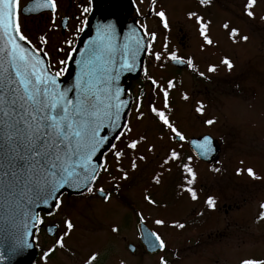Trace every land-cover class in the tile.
<instances>
[{"label": "rangeland", "instance_id": "374dc122", "mask_svg": "<svg viewBox=\"0 0 264 264\" xmlns=\"http://www.w3.org/2000/svg\"><path fill=\"white\" fill-rule=\"evenodd\" d=\"M243 2L212 0L211 6L201 7L197 0H160L158 7L167 12L168 28L159 24L158 18L151 24L157 34L168 30V34L178 37L179 26L192 29L189 33L194 34L199 26L190 23L192 20L186 15L195 11L210 21L209 34L217 39L216 51L206 48L199 53L194 50L193 54L196 70L205 71L217 83L213 99L204 96L205 90L195 84L194 76L184 72L177 82L189 97L180 101L177 95L180 90L175 91L176 100L171 108L175 124L184 134L208 133L222 144V151L212 165L191 162L197 172L194 187L198 199L192 200L187 192L181 191L184 181L182 176L179 178L177 162L161 167L165 153L160 136L165 133L166 137L167 130L153 123L151 128L147 127L146 135L155 141L151 143L155 153L146 151V140L139 145L138 152L129 150L121 160V167L128 172L127 180L121 179L113 160L110 171L99 177V188L112 191L109 201L95 195L62 199L52 219L59 223V234L65 229V218L73 221L66 248H57L45 259L44 253L55 240L43 236V253L35 259V264H83L92 251L100 253L93 264H119L121 259L126 264H157L161 254L169 259V264H240L244 258L264 259V219H256L261 211L259 205L264 202V179L253 180L244 172L236 173L237 168L251 167L264 177V20L260 19L264 0H257L255 19L243 14ZM225 21L229 23L228 29L222 27ZM232 27L239 29L234 39L229 36ZM241 36L248 39L242 40ZM225 57L232 62L231 69L222 63ZM210 65L215 66L212 72L208 71ZM198 101L204 105L202 112L196 111ZM146 118L138 123L143 124ZM213 118L217 122L205 123ZM141 154H145L146 160L138 159ZM133 156L137 158L135 170L131 168ZM187 156L191 155L184 158ZM157 173H162L159 184L152 180ZM111 178L115 191L107 182ZM146 191L157 201L155 205L144 200ZM208 196L215 198L214 208L205 203ZM228 205L230 209L225 213ZM137 212L143 213V221ZM156 219L165 220V224L156 225ZM173 221L184 227L173 226ZM140 222L166 241L163 253L145 250L139 238ZM113 225L118 228L115 233L111 231ZM128 244L134 246L133 251L128 249Z\"/></svg>", "mask_w": 264, "mask_h": 264}, {"label": "snow or ice", "instance_id": "6c2138e0", "mask_svg": "<svg viewBox=\"0 0 264 264\" xmlns=\"http://www.w3.org/2000/svg\"><path fill=\"white\" fill-rule=\"evenodd\" d=\"M154 2V0H153ZM200 6H210L212 0H198ZM257 0H244L242 12L249 18L255 19L254 11ZM40 8L49 9L52 13V20L55 21L57 0H40ZM37 9L28 5L22 6L20 0H0V192L5 195L6 201L12 206L14 220L16 216H22L26 221L35 220L32 227L37 223H42V219L36 214L33 206L36 204H48L50 201L59 210L62 201L60 196L65 186L73 189L83 190L87 193L99 192L105 201H109L111 193L106 192L101 186L95 188L94 184L98 180L101 172H109L108 161L97 162L96 154L103 153L105 149L111 151L115 158L116 170L121 174L122 180L128 179V172L121 167V160L125 156V150L136 152L139 145L146 142L145 135H138L136 138L129 137L133 131L128 121L118 123L121 111L130 103L120 98L121 90L117 86L115 89L112 83L119 79L120 71L133 69L135 66V53L131 55V62L126 56L119 69H106L104 78H99L92 69V61H84L87 67L77 75L73 91L77 92L74 98H69V89H63L59 84L58 77L66 70L67 62L73 58L76 49L72 46V39H65L62 43L67 46L68 51L65 59L57 60L60 65L59 71L54 70V66L47 61L49 53L44 50L48 43L45 34L36 37L40 47L32 44V40L23 33L19 22L21 12H35ZM89 8H84L83 12H88ZM163 23L164 28H168L166 12L163 8L155 13ZM189 18H195L199 25V32L206 44L213 41L208 35V25L203 16L195 11L187 13ZM264 20V15L260 17ZM229 28L227 21L222 25ZM77 27L76 31H82ZM239 35V29L232 27L229 31L230 38ZM144 36L150 37L149 42L144 45L138 40L137 47L143 46L145 50L151 48V41L156 38L155 32H148L144 29ZM242 40H247V36H241ZM58 53L64 52V48H57ZM157 61L161 60L159 52L150 53ZM168 58L179 64H185L187 68L196 71L191 57L187 59L177 55L176 52L168 53ZM229 69L232 62L225 57L222 60ZM163 66V65H161ZM215 70L214 65H210L209 72ZM201 77L204 72L198 73ZM151 84L163 94V106L157 107L155 102H149L148 111L155 117L162 129L167 130L169 141H184V133L176 126L170 118L169 92L175 88L174 78L167 81V86L158 84L157 80L148 76ZM103 100L107 103H103ZM182 98L187 100V93L182 94ZM143 94L136 100V119L142 120L145 116L142 110ZM197 112L203 111V103L198 101ZM206 124H213V119L205 121ZM111 127L114 132L112 138L102 133V129ZM124 140V148H118L111 142L112 139ZM165 139L162 133L160 140ZM204 143H198V150L201 155L210 152V137L203 138ZM110 146V147H109ZM164 147V145H161ZM146 151L155 153V146L147 144ZM139 160H146L145 154L138 157ZM192 157L187 156L182 159L180 151L175 147L167 146V151L161 160V167L172 162H179L182 169L183 184L181 191L187 192L192 200L198 199L196 188L194 187L197 172L192 167ZM131 168L137 169V158L133 156ZM171 170L170 168L168 169ZM213 168V171H219ZM242 172L253 180H261L256 171L251 168H237L236 173ZM162 173H157L152 177L154 183L161 182ZM117 187H119L117 185ZM144 200L151 205L157 201L151 195H144ZM205 203L209 208L215 207V198L208 196ZM261 211L256 217L257 220L264 219V202L259 205ZM141 221L144 220L142 212H137ZM65 229L56 237L51 247L44 253L46 259L50 253H54L57 248H66V238L70 236L74 224L70 218H65ZM156 225H164L165 220L156 219ZM173 226L183 228L184 225L178 221H173ZM51 231V229H49ZM112 232H117L118 228L113 225ZM30 231L25 224L23 231L12 236L13 243L9 252H15L22 247L29 246L27 237ZM143 235V233H141ZM149 246L153 251L163 253L167 248L166 241L158 232H151ZM98 251H92L83 264H93L99 258ZM5 257L0 254V260ZM119 264H126L121 259ZM157 264H169V259L161 254L157 257ZM240 264H264V259L244 258Z\"/></svg>", "mask_w": 264, "mask_h": 264}, {"label": "flooded vegetation", "instance_id": "af4514ba", "mask_svg": "<svg viewBox=\"0 0 264 264\" xmlns=\"http://www.w3.org/2000/svg\"><path fill=\"white\" fill-rule=\"evenodd\" d=\"M121 1L122 0H57L55 21L53 22L52 20L53 13L49 9L40 8L39 7L40 0H20V4L22 6L28 5L33 8H36L37 10L35 12H29V13L21 12L20 17H19V22H20L21 30L23 31V33L32 40V44L35 45L37 48L40 47V44L38 43L36 37L39 36L40 34H45L47 36L48 43L47 45L44 46V50L49 53L47 61L50 62L54 66V70L59 71L61 66L56 64V61L65 59L66 53L68 51L67 46H65L62 42L65 39H72L73 41L72 46L76 49L78 40L81 38L82 35H84L87 32L88 23L94 11L97 9L112 8L114 5H116L117 3ZM129 1L130 2L125 5L122 11L123 18L130 20V21H134L140 26V28L143 31L146 28L147 31L150 33L151 32L156 33V31L151 28L153 19L158 18L160 21L159 24L163 26V23L161 22L160 18L155 15V13L160 10V8L158 7L160 0H154V2L153 0H129ZM201 7H206V6H201ZM84 8H89V11L83 12ZM262 15H264V11L262 12ZM186 16L187 18H189L188 15ZM166 17H167V12H166ZM203 18L206 20L205 17ZM193 19L194 18H190V20H192L190 23L197 24L196 20H193ZM78 26L81 27L83 30L77 32L76 29ZM162 26H160V28ZM209 26L210 25H208V35L213 41V43L210 45L204 42L201 35L200 36L198 35L199 29L198 31H196V33L191 34L189 33V31L192 29L187 28V30H185L182 26H179L178 32H180V35L178 37L173 34H168V30L164 32L161 31L162 34L156 33L155 40L151 41V48L146 50V53L143 59L142 73L138 76H133L131 73H127L125 75L123 79V84L126 87V95L130 97V107H129V111H128L125 121H128L131 124V127H133L132 125H134L135 127V132L130 133L129 137L136 138L138 135H145L147 137L148 143H155V141L150 136L146 135V132H147V127H149V125L151 128L153 123H155L156 125L157 124L159 125V123L156 121L155 117H153L149 113L148 104L149 102H155L157 107H162L163 106V94L151 84V82L148 80V76L153 77L154 79L157 80L158 84L163 85L165 87L167 86V81L169 79L174 78V82L176 86L175 88L171 89L169 92L170 111L168 112V115L173 121H174V118H173L174 115L171 113L172 112L171 108H173V104H175V100H176L175 91L180 90L179 93H177L178 98L180 101H185V99L182 98V94L186 93L185 92L186 89L185 88L182 89L181 87L182 84L177 82L179 80L180 75H183L184 72L194 76L195 81H197L195 84L202 86L203 90H205L206 94H203L204 96H208V99L210 100L213 99L214 97L213 94L216 93L217 83L213 82L214 80L210 76H207L205 71L203 70L201 71L200 68H197L196 71H193L192 69L187 68L185 64H179L168 58V53L173 52V51L176 52L177 55L181 56L184 59L191 57L192 60L194 59L193 57L194 50L198 53L201 52L200 50H203V49L205 50L206 48H209L211 51L212 49L216 51L217 39L214 35L209 34ZM145 38L147 40V43L151 39L150 37H146V36ZM199 38H202L201 42L198 41ZM61 47L64 48L65 51L58 53L56 49L61 48ZM155 52H159L161 54L160 61H157L154 58V56L150 54V53H155ZM70 61L71 60L67 62L66 70L60 76L65 74ZM213 64L216 66V63H213ZM199 72H204L205 75L201 77L198 74ZM210 91H212L211 94H210ZM141 94H143L142 110L144 111L145 116H147L148 118V119L146 118L147 120H144L143 124L138 123L139 120L136 119V100L138 97L141 96ZM203 108H204V105H203ZM214 122H217L216 118ZM176 126L181 130L179 125H176ZM138 127H139V132L137 131ZM184 127H187V126H184ZM184 135L186 137L184 141H169L166 136L165 139L163 140V143L165 145L162 149L163 152L166 153L167 146H172V147H175L178 151H180L182 159L185 157V155H191V157L193 158L192 160L194 161L196 160L197 162L199 161L202 162V160L198 159L194 155V152L191 149L189 142L193 138H198V137L205 135V133L198 134V135H193L192 133H189V135L187 134H184ZM129 137H124L122 138L121 141H116L114 139L113 144H116L118 148H124L125 145L123 141L127 140ZM214 140L219 145V154H220L222 151V144L219 142L218 139L214 138ZM125 152L127 154L129 150L126 149ZM130 152L132 153L131 150ZM104 160L108 161V166L111 165L112 160L115 161V158L113 154L111 153V151L107 150L104 153L102 161ZM213 162L207 163V164L212 165ZM175 166H177L176 168L179 172V178H181V176L183 177L184 173L182 169H180L179 167V162H177ZM104 173L105 172H101L99 177H101V175H103ZM150 176L151 175H148L149 178ZM113 179L114 178H111L107 182L109 185H111L113 191H115L116 185L112 184L114 181ZM98 182L99 180H97L94 184V187L97 189L99 188ZM104 190L112 194V191L110 190V188H107ZM87 195L88 196L95 195L101 200H104L103 196L99 195L98 192H93V193L83 192L81 194L63 193L60 196V199L62 201V199L68 198V197L70 198L82 197L83 198L84 196H87ZM229 209H230V205L227 206L225 213L228 212ZM53 217H54L53 212L48 214L42 211L40 213V218L42 219V223H38V228L36 232V245L38 248V254H37L36 260L41 255V253H43L42 243L44 241L43 239H45L43 238V236L46 238L48 237L49 240H55L56 237L59 235L60 226L57 220L52 219ZM48 226H55V230L53 234L48 233L47 231ZM128 249H129V246H128ZM36 260L32 264H35Z\"/></svg>", "mask_w": 264, "mask_h": 264}, {"label": "water", "instance_id": "95a60500", "mask_svg": "<svg viewBox=\"0 0 264 264\" xmlns=\"http://www.w3.org/2000/svg\"><path fill=\"white\" fill-rule=\"evenodd\" d=\"M129 0H122L121 2L114 5L109 9H97L94 11L89 23L87 32L81 36L77 42L76 51L73 54L67 71L64 75L58 77L59 84L63 89H69V98H74L77 92L73 91V85L76 82L77 75L84 70L87 65L84 61H92V69L99 78H104L106 69L110 70L113 68L119 69L120 64L123 63V58L128 57L131 62V55L135 53V66L133 69L122 70L119 74V79L113 81L112 87L115 89L117 86L121 90L120 98L124 101L130 102V97L126 95V87L123 84V79L127 73H131L133 76H138L143 71V59L146 50L143 46L137 47V41H142V44L146 45L147 40L144 36V31L134 21L127 20L122 17V11ZM176 62V61H175ZM103 103L107 101L103 100ZM130 103L121 111V117L118 123H122L126 120ZM104 135L112 138L114 132L110 126L101 130ZM210 137V152L207 155H201L198 150L197 144L204 143L203 138ZM114 142V139L111 140ZM194 155L205 162H212L218 157L219 145L216 143L214 138L209 134H205L198 138H193L189 142ZM110 147V146H109ZM108 149H105L103 153L98 152L96 154L97 162H102L104 153ZM2 187V183H0ZM67 194H81L83 190L73 189L70 186H65L62 190L63 193ZM61 194V195H62ZM99 195H102L98 192ZM37 215H40L41 211L45 213H52L55 210L52 202L48 204H36L33 206ZM14 215L12 206L6 201L3 192H0V254L4 255V259L0 260V264H32L38 254L36 245V227L32 225L35 220L26 221L22 216H16L13 220ZM27 225L30 235L27 237L29 246L22 247L15 252H9V248L13 243L12 236L19 234L23 231V228ZM51 229V231H49ZM140 241L143 244L145 250L149 253H153V245L149 246L152 238L150 237L151 229L145 223L140 222ZM55 226H48L47 231L49 234H53ZM143 233V235H141ZM129 249L134 250V246L129 244ZM158 251V250H157Z\"/></svg>", "mask_w": 264, "mask_h": 264}]
</instances>
